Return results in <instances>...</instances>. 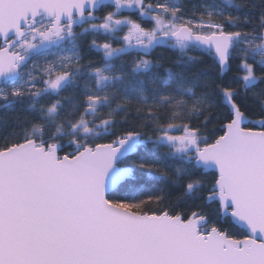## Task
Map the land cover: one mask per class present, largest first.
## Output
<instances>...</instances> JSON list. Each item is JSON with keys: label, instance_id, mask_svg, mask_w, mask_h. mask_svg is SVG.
<instances>
[{"label": "snow or ice", "instance_id": "snow-or-ice-1", "mask_svg": "<svg viewBox=\"0 0 264 264\" xmlns=\"http://www.w3.org/2000/svg\"><path fill=\"white\" fill-rule=\"evenodd\" d=\"M0 110V264H264V0H0Z\"/></svg>", "mask_w": 264, "mask_h": 264}, {"label": "trees", "instance_id": "trees-1", "mask_svg": "<svg viewBox=\"0 0 264 264\" xmlns=\"http://www.w3.org/2000/svg\"><path fill=\"white\" fill-rule=\"evenodd\" d=\"M188 2H189V4L198 3L199 0H188ZM236 2L239 3L240 0H236ZM248 3L258 5L260 3V0H248ZM111 10H113V9L110 7L102 8L97 12L96 16L102 17L107 11H111ZM243 11L255 12L256 9L255 8H252V9L245 8V9H243ZM124 15H129V12L124 11ZM131 18L136 19L137 17L133 14L131 16ZM77 31H79V29H77ZM124 31H127V29H124ZM122 35H123V32L119 33L117 39H119V37ZM88 39L90 40L91 37H89ZM97 39L102 40L103 36L97 37ZM117 46H119V45H117ZM158 57H162V59H160V61H159L163 65V67L161 68L162 73H163V69H165V68H173L174 71H180V69L176 67V61L178 59V53L175 50L171 49L168 46L157 47L154 50V52L152 53V56L150 58L157 59ZM133 58H134L133 55H129V56H125L123 59L126 61H130ZM86 59H91L93 61L98 62L100 60V55L94 53V54L86 56ZM203 59H204V63L196 66L195 68H192L186 74L189 76H191L193 74H199L202 82L215 79L216 76L218 75V73L214 70V68L212 66L211 58L210 57H203ZM235 74H236L235 73V65H233V71L228 72L227 74H225V76L228 78H231ZM247 103L252 107H256L253 104L251 98H249L247 100ZM15 118H16V115H15L14 110H7V111L0 110V137H3L4 135H9L12 133ZM20 119H23V114H20ZM209 131H218V124L209 125ZM2 142L3 141L0 140V143H2ZM196 203L199 204L202 202L197 201ZM189 206L193 207V208L195 207V205L192 204L191 202H189ZM212 207L214 208L215 205H212Z\"/></svg>", "mask_w": 264, "mask_h": 264}, {"label": "rangeland", "instance_id": "rangeland-1", "mask_svg": "<svg viewBox=\"0 0 264 264\" xmlns=\"http://www.w3.org/2000/svg\"><path fill=\"white\" fill-rule=\"evenodd\" d=\"M124 11H127L128 12V10H124Z\"/></svg>", "mask_w": 264, "mask_h": 264}, {"label": "water", "instance_id": "water-1", "mask_svg": "<svg viewBox=\"0 0 264 264\" xmlns=\"http://www.w3.org/2000/svg\"><path fill=\"white\" fill-rule=\"evenodd\" d=\"M98 11H99V10H98ZM98 11H97V12H98ZM227 73H228V72H227ZM227 73H226V74H227Z\"/></svg>", "mask_w": 264, "mask_h": 264}, {"label": "flooded vegetation", "instance_id": "flooded-vegetation-1", "mask_svg": "<svg viewBox=\"0 0 264 264\" xmlns=\"http://www.w3.org/2000/svg\"><path fill=\"white\" fill-rule=\"evenodd\" d=\"M96 14H97V12H96Z\"/></svg>", "mask_w": 264, "mask_h": 264}]
</instances>
